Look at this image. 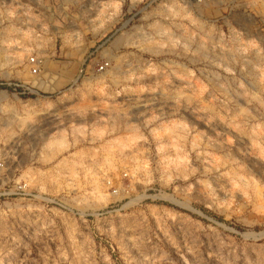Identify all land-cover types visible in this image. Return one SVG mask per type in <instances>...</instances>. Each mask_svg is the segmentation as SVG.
I'll list each match as a JSON object with an SVG mask.
<instances>
[{
	"label": "rangeland",
	"instance_id": "rangeland-1",
	"mask_svg": "<svg viewBox=\"0 0 264 264\" xmlns=\"http://www.w3.org/2000/svg\"><path fill=\"white\" fill-rule=\"evenodd\" d=\"M0 49V264H264V0H0Z\"/></svg>",
	"mask_w": 264,
	"mask_h": 264
},
{
	"label": "built area",
	"instance_id": "built-area-1",
	"mask_svg": "<svg viewBox=\"0 0 264 264\" xmlns=\"http://www.w3.org/2000/svg\"><path fill=\"white\" fill-rule=\"evenodd\" d=\"M194 2H198V3H205V2H208L210 0H192ZM36 60L35 58H32V62H33V65L35 66L33 68V71L34 72H37V63H36ZM108 66V63L107 62H103L101 65H100V70L102 69H105L106 67ZM127 175V174H126ZM105 184L108 188H110V190L112 191V194H117L119 192V184L117 181H115L114 178H106L105 180Z\"/></svg>",
	"mask_w": 264,
	"mask_h": 264
},
{
	"label": "bare ground",
	"instance_id": "bare-ground-1",
	"mask_svg": "<svg viewBox=\"0 0 264 264\" xmlns=\"http://www.w3.org/2000/svg\"><path fill=\"white\" fill-rule=\"evenodd\" d=\"M1 50V49H0ZM20 57V56H19Z\"/></svg>",
	"mask_w": 264,
	"mask_h": 264
}]
</instances>
